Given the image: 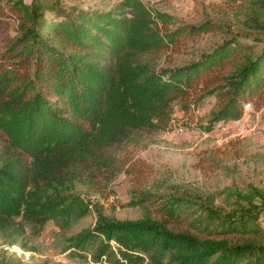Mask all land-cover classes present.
<instances>
[{"label": "trees", "instance_id": "1", "mask_svg": "<svg viewBox=\"0 0 264 264\" xmlns=\"http://www.w3.org/2000/svg\"><path fill=\"white\" fill-rule=\"evenodd\" d=\"M250 4L264 13V0ZM11 21L14 34L0 47V232L12 242L26 228L37 235L51 221L69 230L85 217L89 203L76 187L107 183L119 170L116 152L164 130L176 100L189 108L213 95L208 130L240 118L254 96L264 99V46L253 55L223 42L158 68L185 28L168 32L172 17L144 0H119L107 11L0 0V31ZM249 190L264 204L262 191ZM191 203L169 197L156 217L138 219L99 213L65 248L95 264H264L256 212H198Z\"/></svg>", "mask_w": 264, "mask_h": 264}, {"label": "rangeland", "instance_id": "2", "mask_svg": "<svg viewBox=\"0 0 264 264\" xmlns=\"http://www.w3.org/2000/svg\"><path fill=\"white\" fill-rule=\"evenodd\" d=\"M118 1L60 3L107 11L114 9ZM144 2L172 17L168 32L185 28L163 52L158 68L183 65L223 42L247 46L253 55L264 46V13L250 0ZM5 34H14L12 21L0 31V47ZM193 101L184 108L176 100L164 130L141 133L138 140L117 151L119 170L107 183L96 190L76 187L75 191L88 201L90 212L69 230L49 221L37 235L26 228L16 242L0 232V264H95L89 256L70 255L71 250L65 248L66 238L91 228L99 213L118 220L138 219L145 214L156 217L157 209L169 197L188 199L198 212L200 205L222 214L251 210L257 213V224L264 231V204L249 194L251 186L264 193V99L254 96L246 101L239 118L240 129L226 132L220 126L232 120L206 129L216 110L213 95ZM247 103L250 108L246 110Z\"/></svg>", "mask_w": 264, "mask_h": 264}, {"label": "built area", "instance_id": "3", "mask_svg": "<svg viewBox=\"0 0 264 264\" xmlns=\"http://www.w3.org/2000/svg\"><path fill=\"white\" fill-rule=\"evenodd\" d=\"M244 107H245L244 109L247 110L250 108V104L247 103V104H245ZM240 127H241V123H240V120L238 118V119L232 120L230 123H228L226 125H221L220 130L222 132H226V131H228V129L237 130V129H240Z\"/></svg>", "mask_w": 264, "mask_h": 264}]
</instances>
